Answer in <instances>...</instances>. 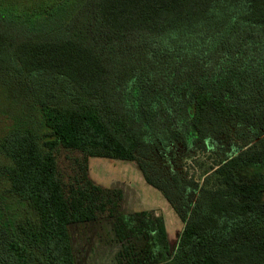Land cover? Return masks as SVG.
Returning <instances> with one entry per match:
<instances>
[{"label":"trees","instance_id":"trees-1","mask_svg":"<svg viewBox=\"0 0 264 264\" xmlns=\"http://www.w3.org/2000/svg\"><path fill=\"white\" fill-rule=\"evenodd\" d=\"M0 123V264H76L69 228L104 216L118 264L166 262L163 218L120 216L89 158L137 163L170 205L171 264H264V235H237L264 216L243 172L264 168V0H0ZM227 128L243 144L201 184L153 169L155 143L203 153ZM60 150L82 154L68 179Z\"/></svg>","mask_w":264,"mask_h":264},{"label":"rangeland","instance_id":"rangeland-1","mask_svg":"<svg viewBox=\"0 0 264 264\" xmlns=\"http://www.w3.org/2000/svg\"><path fill=\"white\" fill-rule=\"evenodd\" d=\"M2 126L3 123H0V128ZM241 136H244L243 132ZM207 144L209 150L202 153L198 150L188 151L176 144L155 143L151 155L152 167L162 176H172V174L178 173L184 179H193L201 184L213 164L235 154L238 148L242 146L243 140L236 138L230 128H227L224 132L208 139ZM77 159H82V154L65 150H60L58 153L57 167L64 179L74 175ZM243 172L247 179L264 182V168L259 169V171L246 168ZM88 176L95 185L103 190L116 189L121 191L122 200L119 215L125 219L139 212L163 218L169 253L166 262L162 264H171L183 224L162 195L145 183L137 163L89 158ZM186 196L188 202L192 204L196 195L187 192ZM115 222L116 218L104 216L94 222L74 225L69 228L76 264H118L119 253L123 244L116 241L113 230ZM237 235H264V216L258 218L251 225L242 226L237 230ZM133 242L139 249L148 246L150 250L151 245L145 242L144 238H133ZM143 256H145L146 261H149L148 253L143 252Z\"/></svg>","mask_w":264,"mask_h":264}]
</instances>
